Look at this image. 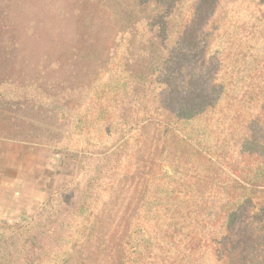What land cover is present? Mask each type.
Instances as JSON below:
<instances>
[{
    "label": "trees",
    "instance_id": "1",
    "mask_svg": "<svg viewBox=\"0 0 264 264\" xmlns=\"http://www.w3.org/2000/svg\"><path fill=\"white\" fill-rule=\"evenodd\" d=\"M138 36L151 62L135 86L118 42ZM79 95L87 111L68 105ZM130 101L135 165L84 179L69 238L47 228L59 239L29 264H132L140 228L138 264H264V0H0L10 139L29 104L119 134ZM40 226L15 230L26 242Z\"/></svg>",
    "mask_w": 264,
    "mask_h": 264
},
{
    "label": "rangeland",
    "instance_id": "2",
    "mask_svg": "<svg viewBox=\"0 0 264 264\" xmlns=\"http://www.w3.org/2000/svg\"><path fill=\"white\" fill-rule=\"evenodd\" d=\"M121 42L126 44L123 65L133 75V84L137 86L140 78L146 79L150 75L146 66L142 68L137 63L145 60L149 65L151 46L146 45L141 50L139 36L136 41L120 38L118 44ZM104 75L103 72L100 76ZM85 99V95H79L68 98L67 103L70 107L78 104L87 111ZM30 101H34L32 96ZM130 108L132 101L128 109L117 114L120 123L114 126H124L119 134L108 133L103 124L96 122H87L78 131L72 128L71 118L65 119L56 112L39 114V110L29 104L11 113L21 119L22 125L16 127L19 129L17 138L10 139L5 132L11 129L9 120L4 115V118L0 117V141H4L0 144L3 146H0V264H29V255L37 259L36 252L49 253L55 235L44 234L47 228L52 227L61 235V230L67 231L65 237L69 238L72 228H66L61 221L68 211L76 208L83 193L84 179L97 175H121L133 168L139 157L138 149L121 147L137 131V126L132 125ZM92 117L90 115L89 119ZM142 143H146L145 138ZM148 152L140 154L145 156ZM164 173L172 174L168 166L163 167ZM2 183L5 184L3 188ZM38 225L45 226L37 228L34 237L21 242L15 228ZM133 235L132 264H138V245L151 240L142 228ZM55 237L59 239V236Z\"/></svg>",
    "mask_w": 264,
    "mask_h": 264
},
{
    "label": "crops",
    "instance_id": "3",
    "mask_svg": "<svg viewBox=\"0 0 264 264\" xmlns=\"http://www.w3.org/2000/svg\"><path fill=\"white\" fill-rule=\"evenodd\" d=\"M5 142H6V141H5ZM0 144H4V141H0ZM0 146H1V147H3L2 145H0ZM3 183H5V182H3ZM3 183L1 184V185H2V187H1V188H3V187H4V185H5V184H3Z\"/></svg>",
    "mask_w": 264,
    "mask_h": 264
}]
</instances>
